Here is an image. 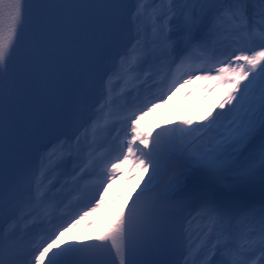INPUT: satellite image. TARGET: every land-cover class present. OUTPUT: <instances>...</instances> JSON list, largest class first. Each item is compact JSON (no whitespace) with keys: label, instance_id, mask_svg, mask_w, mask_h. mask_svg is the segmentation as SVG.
<instances>
[{"label":"snow or ice","instance_id":"6c2138e0","mask_svg":"<svg viewBox=\"0 0 264 264\" xmlns=\"http://www.w3.org/2000/svg\"><path fill=\"white\" fill-rule=\"evenodd\" d=\"M169 76L160 94L126 99ZM193 77L222 86L219 110L139 127ZM114 80L132 87L111 154L91 161L93 203L118 162L145 176L112 225L77 241L65 232L95 207L65 218L54 195L32 192V161L55 145L70 161L81 129L116 103ZM185 245L184 264H264V0H0V264H164L152 255Z\"/></svg>","mask_w":264,"mask_h":264}]
</instances>
